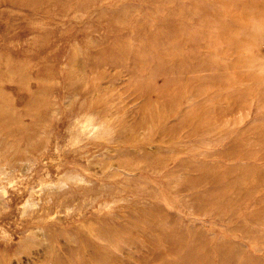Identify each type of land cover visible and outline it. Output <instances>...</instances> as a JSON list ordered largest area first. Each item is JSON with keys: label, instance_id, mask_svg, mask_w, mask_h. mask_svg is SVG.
Here are the masks:
<instances>
[{"label": "rangeland", "instance_id": "obj_1", "mask_svg": "<svg viewBox=\"0 0 264 264\" xmlns=\"http://www.w3.org/2000/svg\"><path fill=\"white\" fill-rule=\"evenodd\" d=\"M92 250L264 264V0H0V264Z\"/></svg>", "mask_w": 264, "mask_h": 264}, {"label": "bare ground", "instance_id": "obj_2", "mask_svg": "<svg viewBox=\"0 0 264 264\" xmlns=\"http://www.w3.org/2000/svg\"><path fill=\"white\" fill-rule=\"evenodd\" d=\"M122 136V135H121ZM121 138V137H120ZM127 139V138H126ZM120 141V140H119ZM47 200V199H46ZM92 252H94L92 254ZM87 254V253H86ZM92 255V258L95 260L97 259L98 262H100V264H110L111 260L104 254H100V252L98 253V251H94L92 250L91 253L89 254V256ZM102 255V256H100ZM107 257V258H106ZM112 259V257H111ZM109 260V262H108ZM48 264V263H47ZM79 264H92L90 260H84L83 262L80 261ZM177 264V263H176Z\"/></svg>", "mask_w": 264, "mask_h": 264}]
</instances>
